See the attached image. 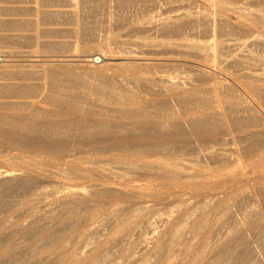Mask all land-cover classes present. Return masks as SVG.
I'll return each instance as SVG.
<instances>
[{
    "label": "bare ground",
    "instance_id": "6f19581e",
    "mask_svg": "<svg viewBox=\"0 0 264 264\" xmlns=\"http://www.w3.org/2000/svg\"><path fill=\"white\" fill-rule=\"evenodd\" d=\"M61 1L0 5V264H264V0Z\"/></svg>",
    "mask_w": 264,
    "mask_h": 264
},
{
    "label": "rangeland",
    "instance_id": "374dc122",
    "mask_svg": "<svg viewBox=\"0 0 264 264\" xmlns=\"http://www.w3.org/2000/svg\"><path fill=\"white\" fill-rule=\"evenodd\" d=\"M47 1V2H46ZM11 2V0H2V2H1V6H3V7H10L11 5H12V3H10ZM39 2V3H38ZM44 2V3H43ZM38 3V4H37ZM108 3V2H107ZM104 4L105 6L102 8V9H100L99 11H101V12H97V15H96V19H94V20H96L97 22H100V23H102L103 21L105 22L106 20V23L108 22V12L109 11H115L116 9H115V7L114 8H111L110 7V3H108V4ZM15 5H21V3H15ZM31 5H33V6H38V8L40 9H42L43 7V9H45V8H47L48 10L51 8V9H55V8H59V7H62V5H66L65 4V2L64 1H61V0H32V3H31ZM108 5V6H107ZM43 6V7H42ZM40 9V10H41ZM50 9V10H51ZM111 9V10H110ZM46 10V9H45ZM109 10V11H108ZM42 11H44V10H42ZM107 11V12H106ZM103 12H106L105 14H103ZM17 13H18V17L19 18H23V19H25V20H27V21H29V20H31V19H37L36 17H38V15L39 16H43V13H41L40 12V14L39 13H37V11H32L31 9H27V10H21V11H17ZM31 13V14H30ZM22 14H23V16H22ZM103 14V15H102ZM99 15V16H98ZM106 16V20L105 19H103L104 17H102V16ZM22 16V17H21ZM31 16V17H30ZM25 17V18H24ZM102 17V19H99V18H101ZM40 18V17H39ZM47 18H45V19H41V22L43 21V22H45V23H55V22H57V21H59V20H52V19H47ZM97 19H99V20H97ZM49 20V21H48ZM50 20H52V21H50ZM93 20V21H94ZM62 22V21H61ZM64 25H66V27L64 26ZM64 25H62V27L64 26V28H69V26L71 27V25H69V24H64ZM45 26H47V25H45ZM30 29H32V28H30ZM122 31V30H121ZM123 31H124V29H123ZM99 32H100V30H99ZM33 33V31L31 30V31H28V34H32ZM102 33V32H101ZM100 33V34H101ZM122 33V35H124L123 34V32H120V34ZM125 33V32H124ZM72 34V33H71ZM63 35H64V37H63ZM73 35V34H72ZM71 35V37H70V34H69V32H67L66 31V34H65V31H64V33L62 32L61 33V38L60 37H58V39L60 38V40H73V39H75V37H73ZM101 35H105V34H101ZM69 37V38H68ZM63 38V39H62ZM122 38H125V37H122ZM45 39H49V40H53L52 38H45ZM82 43H80V45H78L77 46V51H81L82 50V48H83V46H84V44H82ZM90 44H91V42H90ZM93 44V43H92ZM5 45V46H4ZM25 45V47H22V48H19V49H21V50H31L32 52H33V55L34 56H37V58H39V59H41V57L40 56H42L43 54H47V55H53V54H56V55H58V58H63L62 56L64 55L65 56V54L67 55L68 53H57V52H53V54H52V51H43L42 49H40L39 47H37L36 46V44L35 43H25L24 44ZM11 46H12V44H10V43H2L1 45H0V53L3 51H5L6 53L5 54H7V52L9 51V49L11 48ZM39 48V49H38ZM33 49V50H32ZM11 50H14L13 49V47H12V49ZM76 50V47H74L73 48V51H75ZM39 51V52H38ZM3 52H2V54H3ZM63 54V55H62ZM4 55V54H3ZM40 55V56H39ZM39 56V57H38ZM2 58H4L2 55H0V59H2ZM36 58V57H35ZM36 58V59H37ZM104 57H103V55H101V54H98L97 52H96V54L94 55V57H93V62L95 63V65H97V66H101V65H103L104 63H106V61H104V59H103ZM6 59H11L13 62V64H16L17 62H14V60H15V58H6ZM14 59V60H13ZM38 59V60H39ZM2 61L0 60V63H1ZM107 67H108V69H107ZM107 67H104L103 69H101V70H103V71H101L100 69H96L95 68V70H92L91 69V71L90 70H82V69H80L79 71H77L76 73L77 74H80V75H85V77H87L88 78V81L89 82H95V81H97V80H99L100 78L102 79V78H104V77H102V75L101 74H103V76H104V74H106V75H112L113 73V75H115V73H117V70H118V66L117 65H111V67L109 68V66H107ZM109 69H111V70H109ZM114 69H115V72H113L114 71ZM117 69V70H116ZM105 70H107V71H105ZM80 71H82V72H80ZM96 71H97V73H100V74H96ZM102 73H101V72ZM104 72H106V73H104ZM88 73H90V74H88ZM95 73V74H94ZM118 74V73H117ZM83 75V76H84ZM100 77H98V76ZM101 75V76H100ZM108 75V76H109ZM95 76H97L99 79H97V80H95ZM95 81H94V80ZM100 79V80H101ZM78 91V90H77ZM93 96V98H96V97H94V95H92ZM15 99L16 98H11L10 100H14L15 101ZM0 159H1V161H0V167H3V165L4 166H7V167H14V168H19V166L17 165V164H15V163H12L10 160L13 158V157H15V155L17 156L18 154H19V151L18 150H16V149H11V148H8V147H6V146H3V145H0ZM3 147V148H2ZM91 148L90 147H85L84 148V151H89ZM80 155V154H79ZM82 155V154H81ZM8 156V157H7ZM2 158H5L4 160L2 159ZM8 158V160H6ZM11 158V159H10ZM5 161V162H4ZM2 163V164H1ZM249 178H251V179H253V177L255 178V177H257V172H255V171H250L249 172ZM251 176V177H250ZM249 183H252V182H250V181H248Z\"/></svg>",
    "mask_w": 264,
    "mask_h": 264
}]
</instances>
